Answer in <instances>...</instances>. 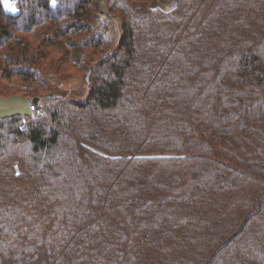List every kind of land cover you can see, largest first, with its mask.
<instances>
[{
	"label": "trees",
	"instance_id": "trees-1",
	"mask_svg": "<svg viewBox=\"0 0 264 264\" xmlns=\"http://www.w3.org/2000/svg\"><path fill=\"white\" fill-rule=\"evenodd\" d=\"M12 1L0 264H264V0Z\"/></svg>",
	"mask_w": 264,
	"mask_h": 264
},
{
	"label": "water",
	"instance_id": "water-1",
	"mask_svg": "<svg viewBox=\"0 0 264 264\" xmlns=\"http://www.w3.org/2000/svg\"><path fill=\"white\" fill-rule=\"evenodd\" d=\"M102 2L104 5L102 14L112 17V14L109 12L106 6L105 0H102ZM91 74L92 71H90L86 77L88 82L90 81ZM52 97H54V95L49 96V98ZM41 101V97L29 99L22 95H14L10 97L0 96V119L19 115L30 117L33 112V107L37 106L39 103H41Z\"/></svg>",
	"mask_w": 264,
	"mask_h": 264
},
{
	"label": "rangeland",
	"instance_id": "rangeland-1",
	"mask_svg": "<svg viewBox=\"0 0 264 264\" xmlns=\"http://www.w3.org/2000/svg\"><path fill=\"white\" fill-rule=\"evenodd\" d=\"M153 1H154V4H156V5L160 6V7H165L166 6V5L162 6L160 0H153ZM175 1L176 0H172V5L175 3ZM4 3H5V6L7 7V9L9 11H11V12H16L17 11L16 8H15V2L14 1H12V0H4ZM13 8L15 9V11L12 10ZM102 18L104 20L107 19V17L105 15H103V14H102ZM0 75H1V70H0ZM5 82H7V81H5ZM10 84L11 83L7 82L5 84L2 83L1 85L4 86V87H7ZM56 84H57V88L58 89L67 90L69 92V95L74 93L76 90L81 89V87H83V86H85V90H87L88 87H89L88 85H86L84 83V79L81 78V76L76 78V79H72V80H69V81H66V82H58V83L56 82ZM82 97L80 96V98H82ZM41 98H42V101H41V104L39 105V108H41L42 111H41V116L38 117V119L43 117L45 115V113H46V105H45L46 104V102H45L46 98L44 96H41ZM30 121H32V119L31 118H27V120H24L23 124L29 125Z\"/></svg>",
	"mask_w": 264,
	"mask_h": 264
},
{
	"label": "built area",
	"instance_id": "built-area-1",
	"mask_svg": "<svg viewBox=\"0 0 264 264\" xmlns=\"http://www.w3.org/2000/svg\"><path fill=\"white\" fill-rule=\"evenodd\" d=\"M40 104H41V103H39L37 106L33 107L32 115L29 117V118L32 119V121L38 119V117L41 116V111H42V110H41V108H39V105H40ZM28 128H29V125H27V124H23V125L21 126V130H22V131H27Z\"/></svg>",
	"mask_w": 264,
	"mask_h": 264
},
{
	"label": "snow or ice",
	"instance_id": "snow-or-ice-1",
	"mask_svg": "<svg viewBox=\"0 0 264 264\" xmlns=\"http://www.w3.org/2000/svg\"><path fill=\"white\" fill-rule=\"evenodd\" d=\"M54 2H55V0H53V3H54ZM12 10H13V11H15V9H14V8H13Z\"/></svg>",
	"mask_w": 264,
	"mask_h": 264
}]
</instances>
